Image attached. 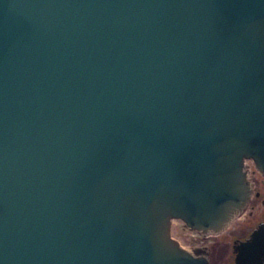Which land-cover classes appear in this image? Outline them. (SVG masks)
Wrapping results in <instances>:
<instances>
[{
    "label": "water",
    "instance_id": "95a60500",
    "mask_svg": "<svg viewBox=\"0 0 264 264\" xmlns=\"http://www.w3.org/2000/svg\"><path fill=\"white\" fill-rule=\"evenodd\" d=\"M264 176V0H0V264H204Z\"/></svg>",
    "mask_w": 264,
    "mask_h": 264
},
{
    "label": "flooded vegetation",
    "instance_id": "af4514ba",
    "mask_svg": "<svg viewBox=\"0 0 264 264\" xmlns=\"http://www.w3.org/2000/svg\"><path fill=\"white\" fill-rule=\"evenodd\" d=\"M241 170L248 196L244 206L228 219L223 229L218 233L197 232L180 225V230L188 236L187 247H179L188 256L190 251L203 247L209 255L201 256L204 264H264V176L255 171L249 160L243 162Z\"/></svg>",
    "mask_w": 264,
    "mask_h": 264
},
{
    "label": "rangeland",
    "instance_id": "374dc122",
    "mask_svg": "<svg viewBox=\"0 0 264 264\" xmlns=\"http://www.w3.org/2000/svg\"><path fill=\"white\" fill-rule=\"evenodd\" d=\"M181 223L177 220H171L169 221V231H168V235H170V237H172L174 240L177 241L178 246L181 247H187L186 246V238H187V232L184 230H180L181 228Z\"/></svg>",
    "mask_w": 264,
    "mask_h": 264
}]
</instances>
